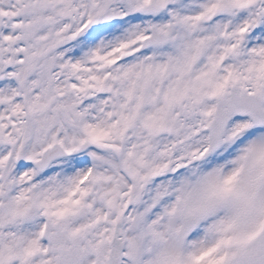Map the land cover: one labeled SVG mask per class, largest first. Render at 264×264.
I'll return each mask as SVG.
<instances>
[{"label":"snow or ice","instance_id":"1","mask_svg":"<svg viewBox=\"0 0 264 264\" xmlns=\"http://www.w3.org/2000/svg\"><path fill=\"white\" fill-rule=\"evenodd\" d=\"M0 264H264V0H0Z\"/></svg>","mask_w":264,"mask_h":264}]
</instances>
